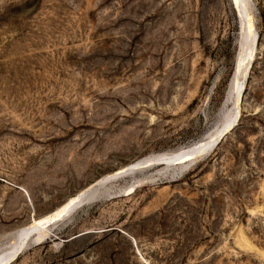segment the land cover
Here are the masks:
<instances>
[{
    "label": "rangeland",
    "instance_id": "1",
    "mask_svg": "<svg viewBox=\"0 0 264 264\" xmlns=\"http://www.w3.org/2000/svg\"><path fill=\"white\" fill-rule=\"evenodd\" d=\"M247 3L257 50L234 129L182 171L112 181L13 264H264V0ZM236 13L230 0H0V251L94 180L234 112Z\"/></svg>",
    "mask_w": 264,
    "mask_h": 264
},
{
    "label": "bare ground",
    "instance_id": "2",
    "mask_svg": "<svg viewBox=\"0 0 264 264\" xmlns=\"http://www.w3.org/2000/svg\"><path fill=\"white\" fill-rule=\"evenodd\" d=\"M230 1L233 6V9L235 10V12L238 13L236 14L239 15L240 17V36L238 41L239 49L234 61V73H233L232 82L230 83L231 88H229L230 91L226 98L227 103L234 98V102L232 104V107H234L233 108L234 112L223 111L220 117L221 124L220 125L218 124L219 126L216 127L214 126L215 129L212 128L213 129L212 131L208 133L206 132V134L201 139L192 143L191 145L176 149L175 151L169 153L167 152L157 153L154 155H150L135 160L109 174H106L94 180L93 182H91L90 184H88L87 186H85L84 188H82L72 196L68 197L64 202H62L60 205H58L55 209L51 210L50 212L37 218L33 217L27 225L18 228L17 230L13 231L10 234V243L8 242V246L6 249L0 251V264H13L17 260L19 254L24 251L25 246L30 245L31 243L37 244L43 241L44 239H47L51 225L55 224L56 222L62 219L64 220V218L61 217L62 214H64L71 206H73L77 202H80L81 199H86L88 196H90V193L92 194L94 192L98 193L99 190L101 191L102 189L107 187L108 184L111 183L112 181L116 180L119 177L125 176V175H121L119 177H114L117 173L126 170L127 167L130 166L136 167L134 171L142 170L144 168L147 167L149 168L150 166H156V165L157 166L162 165L165 168H169L168 165L164 163L162 164L157 163L152 165H150L149 163L143 164L151 159H162L165 161H171L172 162L171 167H175L177 170L182 171L184 167L187 166V164L191 163V161H194L200 157L202 158V156L207 155L213 149H215V147L221 142L224 136L227 133H230L232 129H234L240 117L239 102L241 98L240 96L241 92H243L242 90L243 84L240 83L243 77L242 75L244 74V72L247 70L248 67L247 73L245 74V79H247V75L255 59L256 50H257V34L255 30L256 28L254 27V22H253L254 20L252 19L250 13L248 12L247 0H230ZM242 8L244 12L242 11ZM255 36H256L255 51L252 57ZM248 39L250 40L249 43H247ZM250 57H252L251 62H249ZM233 95L234 97L232 98ZM133 191H134V185H130L128 188L126 187V189H124L123 192L124 194H130ZM89 201H85L84 204L85 203L88 204ZM79 207L80 206H78V208ZM69 215L70 214H68L67 216Z\"/></svg>",
    "mask_w": 264,
    "mask_h": 264
},
{
    "label": "water",
    "instance_id": "3",
    "mask_svg": "<svg viewBox=\"0 0 264 264\" xmlns=\"http://www.w3.org/2000/svg\"><path fill=\"white\" fill-rule=\"evenodd\" d=\"M242 11L244 12V10H243V8H242ZM238 14V13H237ZM238 17H239V15H238ZM239 36H240V17H239ZM249 39L247 40V43H249ZM255 43H256V36H255V41H254V49H253V53H252V57H253V55H254V51H255ZM252 57H250L249 58V62H251V59H252ZM249 65H250V63H249ZM248 65V66H249ZM247 70H248V67H247ZM247 70L244 72V74L242 75L243 77H242V79H241V82H243V84H244V81L243 80H245V74L247 73ZM233 74V73H232ZM150 164V165H152V164H162V163H164V164H166V165H168V167H171V164H172V162L171 161H165V160H162V159H151V160H149V161H147V162H145V163H143V164ZM136 169V167H132V166H130V167H127L126 168V170H123L122 172H119V173H117L114 177H119V176H121V175H126V174H129V173H131V172H133L134 170ZM137 185H134V187H136ZM94 195H95V192L92 194V193H90V196H88L86 199H81L80 200V202H77L76 204H74L73 206H71L64 214H62V218H65L68 214H70L76 207H78V206H80L81 204H84V202L85 201H89V200H91L92 198H94Z\"/></svg>",
    "mask_w": 264,
    "mask_h": 264
}]
</instances>
